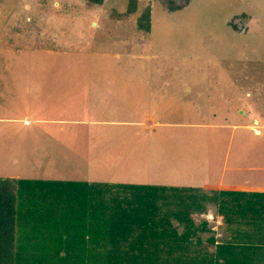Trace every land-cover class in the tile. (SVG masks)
<instances>
[{"label": "rangeland", "instance_id": "374dc122", "mask_svg": "<svg viewBox=\"0 0 264 264\" xmlns=\"http://www.w3.org/2000/svg\"><path fill=\"white\" fill-rule=\"evenodd\" d=\"M148 9L152 19L151 29L143 32L138 28V18H142ZM131 36L139 37V43L132 46V40L128 38ZM142 38L147 39L151 46L150 49L145 45L146 50L149 49L150 53L156 52L157 56L150 57L143 63L145 59L142 56L129 54L128 60L142 63L140 73L146 77V83L140 80L141 85H168L167 101L161 105L160 113L176 109L177 113L171 117L178 123L209 121L217 126L184 129L172 127V132H189L194 139L202 137L199 146H205L206 140L209 141L204 135L211 132H219L221 135L225 133L224 137L218 138V142L221 141L226 151L230 148L231 162L238 159L236 161L244 165L264 167V153L262 156L258 153L259 149L264 150V136L262 138L246 128L251 123L250 111L260 103L256 99L264 101V91L257 87L264 85V0H103L102 4L93 0H0V47H7V51L8 47L19 48V71H13L18 85H28L33 78L40 77L44 69L42 62L47 56L53 58L51 63H55L53 55L42 52L30 54L27 49L35 46L101 53L99 74H106L107 78L109 74L116 78V74H119L128 82L125 75H135L139 70H110L109 52H113L112 46L123 45L125 40H129L128 44L132 46H127L126 50L135 48L136 52L140 51L145 42ZM119 48H115V51ZM61 54V60L71 64L61 66L60 70L57 65L48 67L43 75L49 78V85H63L61 88H66L67 91L70 85H80L79 83L86 81V73L94 77L89 66L82 64L83 54L68 55L63 51ZM162 59L171 66L170 71L166 65L161 64ZM10 64L15 68L17 66L13 60ZM1 66L0 59V85H7L8 81L2 76ZM168 80H171L170 84ZM36 82L40 85V80ZM99 82L102 84L104 81ZM106 84L109 85V82ZM256 89L259 90L258 93ZM246 90L253 92L251 98L248 93L245 94ZM54 91L52 88L53 94ZM150 92L153 95L152 102L155 103L162 99L161 95L165 91ZM33 104L35 101L26 104L28 107L20 105L17 108L18 116H23ZM239 104L243 105L241 109L245 114L238 109ZM141 107H144L143 104ZM0 112L4 114L5 107H1ZM233 125H241V128L233 129ZM11 128L10 125L7 127L0 123V178L43 177L56 180L65 175L60 174L55 167L44 169L41 163L48 159L44 158L50 155L45 147L49 145V149H52V142L42 140L38 135L32 136L28 131L19 130V126ZM214 141L213 137L211 142ZM118 148L121 147L110 146L109 156L113 158L115 150L117 160L109 159L106 164L109 169L107 166L105 168L107 170H103L102 163L99 164L100 155L93 157L95 161L89 160L91 169H99L93 174L106 176L109 173L110 179L104 180L118 183L140 182L138 184L144 182L141 179L155 174L153 165L145 162H123ZM63 155L66 156L63 157L64 160L73 156L68 153ZM71 166L72 164L69 165ZM69 167L67 168L71 172L75 171ZM172 171L179 178H184L185 173L189 172L202 174L197 166L193 170H183L182 173ZM251 173L260 174L257 177L264 181V170L247 171L243 176H238L245 178ZM75 176L71 177L76 178ZM228 176H234L233 172L228 173ZM194 218L198 222L205 219L202 215Z\"/></svg>", "mask_w": 264, "mask_h": 264}, {"label": "crops", "instance_id": "0c3cea01", "mask_svg": "<svg viewBox=\"0 0 264 264\" xmlns=\"http://www.w3.org/2000/svg\"><path fill=\"white\" fill-rule=\"evenodd\" d=\"M133 36L128 37L132 40V46L140 41L139 37L133 38ZM142 39L145 42L142 46L140 44V51L136 52L135 48L126 50L127 46H132L128 44L129 40H125L123 45L116 44V46H112L113 52H109L108 62L110 70L114 69L117 72L122 68L125 70H139L135 75L131 74L130 76L125 75L126 71H124L128 82L119 74H116L117 78L113 74H109V78L106 77V74L102 73L103 76L99 74V57L101 53H83L79 50L62 49L54 46L42 48L35 46L27 49L30 54L42 52L50 56L53 55L56 64L51 63L50 60L53 58L47 56L46 60L42 62L44 69H42L40 77L33 78V81L28 85H18L13 71L14 73L16 69L17 72L19 71L17 68L18 64L20 65V60L17 59L19 48L8 47L9 50L7 51V47H0L2 76L8 81L7 85L2 83L0 85V109L5 107L6 110L4 114L0 112V123L6 124L7 127L10 125V128L19 126V130L28 131L32 136L37 137L38 135V137H42V140L52 142V149H49V145L48 147L43 145L48 149L50 155L45 156L44 158L48 159L41 161V163L44 169L55 167L60 174H65L59 176L60 178L56 180L118 183L106 181L110 179L109 173L106 176L93 174L99 169H91V164H89V160L91 162L95 161L93 158L95 155H100L98 157L99 164L102 163L104 170L109 159L117 160L115 150L113 158L109 156L108 152L110 146L115 145V147H121L118 149L122 154L123 162L128 164L145 162L154 166L155 174L153 173L152 176L148 175V178L141 179L144 181L141 184L194 187L203 189L206 192L236 191L248 194H264V181L257 177L260 174L251 173L245 178H239L238 176H243L247 171L264 170V167L244 165L236 161L238 159L231 162L229 160L231 156L230 148L226 151L221 141L218 142V138L224 137L225 133L221 135L219 132H214L218 136H215L212 132L208 135L206 134L204 136L209 141L206 140L207 144L205 146H199L200 140H203L202 137L194 139L189 132H172L170 129L172 127L184 129L195 126H200L201 128H215L217 126H213L209 121L178 123L171 117L177 113L176 109H170L163 114L160 113V111L162 112L160 109L161 105H164L165 101H167L168 85H141L140 80L146 83V77L143 76V73H140L142 72L140 69L142 63L128 60L129 54L142 56L145 59L143 63L146 59L157 56L155 55L156 52L150 53L151 51L148 52L149 49L146 50L145 45L150 49L151 46L147 39ZM115 48L119 49L115 51ZM61 51L68 55L71 53L83 54L82 64L89 66V69L94 73V77L86 73V81H82L79 83L80 85H70L67 87V91L66 88L65 90L61 88L63 85H49V78L43 75L44 71H48V67L57 65L60 70L61 66L64 65L66 67L71 64L61 60ZM157 54H160V52H157ZM145 55L148 56L144 57ZM12 60L16 62V68L10 64ZM124 60H128L125 62L127 64L122 62ZM132 60L135 59L132 58ZM161 64L166 65L167 70L170 71L171 66L167 65V62L165 64L163 59ZM103 66H105V63ZM30 68L33 69V66H30ZM51 70L56 73L55 70ZM159 74L162 75V73ZM30 79H32L31 76ZM35 80H40V85ZM99 80L104 82L101 84ZM169 81L171 82V80L167 81L170 84ZM107 82H109V85L106 84ZM257 87H260V91H264V85H257ZM52 88L55 89V94H53ZM150 91L165 92L161 95L162 99L156 100L154 103L152 102L153 95ZM256 91L257 93L259 92L257 89ZM246 93L249 94L250 98L253 96L252 91L246 90ZM256 100L260 103L253 110H251L253 105L251 106L249 113L251 123L246 128L263 138L264 101L263 99L258 100V98ZM31 101H35V104L31 105V108H28V111L23 116H18L17 108L20 105L28 107L26 104H30ZM141 104L144 107H141ZM241 106L243 105L239 104V110H242ZM35 107L38 108L34 109ZM241 112L245 114V111L243 112L242 110ZM232 127L233 129L236 127L241 128V125H233ZM255 127L259 129V134L254 131ZM213 137L215 138V143L211 142ZM259 150L258 153L260 152L259 154L262 156L264 150ZM63 153L73 154V156L64 160L63 157L66 156ZM191 157L193 159H190ZM70 164H72L71 167H69ZM196 166L199 167L202 174L197 175L189 172L185 173L184 178L182 176L179 178L172 171H181L182 173L183 170H193V167ZM67 167L73 168L75 171L71 172V169ZM107 168L109 169L108 166ZM156 169L159 171H156ZM230 172H233L234 176L229 177L228 173ZM72 175H76V178L71 177ZM149 181H153V183H148ZM247 198L253 201L255 197L245 195L242 201H246ZM204 209L202 211H193L191 217L199 225L204 221L207 222L211 232H205V235L202 232L205 242L212 234L217 239L216 244L233 242V248L229 247L230 251L225 249L226 254L228 252L230 254L235 253L237 255L234 256L243 260H248L249 256H252L255 262L263 264L264 243L257 241L256 235V240H254L249 238L247 233H239L244 232L242 226L246 227L245 224L241 223L242 220H239L242 218L241 215H237L238 219L235 222L227 224L225 216L218 211V207L214 203L206 205ZM197 215H202L205 219L198 222L194 218ZM252 232V230H249L250 234ZM261 239H264V236ZM211 250H214L213 246Z\"/></svg>", "mask_w": 264, "mask_h": 264}, {"label": "trees", "instance_id": "16d2710c", "mask_svg": "<svg viewBox=\"0 0 264 264\" xmlns=\"http://www.w3.org/2000/svg\"><path fill=\"white\" fill-rule=\"evenodd\" d=\"M150 17L148 9L138 18L140 30L150 31ZM210 203L227 224L241 215L239 233L264 243L261 193L0 178V264H259L226 254L233 242L204 241L211 230L191 213Z\"/></svg>", "mask_w": 264, "mask_h": 264}, {"label": "bare ground", "instance_id": "6f19581e", "mask_svg": "<svg viewBox=\"0 0 264 264\" xmlns=\"http://www.w3.org/2000/svg\"><path fill=\"white\" fill-rule=\"evenodd\" d=\"M254 129H255L256 131H258V134H259V132H260L259 129H257L256 127H255Z\"/></svg>", "mask_w": 264, "mask_h": 264}, {"label": "water", "instance_id": "95a60500", "mask_svg": "<svg viewBox=\"0 0 264 264\" xmlns=\"http://www.w3.org/2000/svg\"><path fill=\"white\" fill-rule=\"evenodd\" d=\"M254 131H255L256 133H258V131H256L255 129H254Z\"/></svg>", "mask_w": 264, "mask_h": 264}]
</instances>
